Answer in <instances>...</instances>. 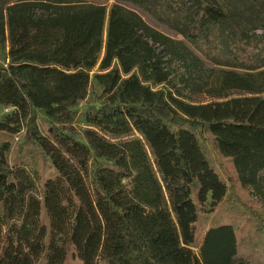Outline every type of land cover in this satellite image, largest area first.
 Instances as JSON below:
<instances>
[{"label": "trees", "instance_id": "obj_1", "mask_svg": "<svg viewBox=\"0 0 264 264\" xmlns=\"http://www.w3.org/2000/svg\"><path fill=\"white\" fill-rule=\"evenodd\" d=\"M250 1L258 17L245 21L219 0L0 3L10 56L0 102L14 107L0 120V264H255L264 252V94L191 102L192 91L178 88L183 99H171L182 115L132 73L144 63L167 83L176 62L194 75L210 58L263 77L264 33L254 28H264V0ZM107 15L94 75L106 97L86 108L94 155L28 131L20 143L15 122L29 106L68 118L62 103L82 102ZM132 131L140 136L113 140ZM29 145L41 148L35 174ZM210 192L214 215L204 210ZM230 216L243 225L221 221Z\"/></svg>", "mask_w": 264, "mask_h": 264}, {"label": "rangeland", "instance_id": "obj_2", "mask_svg": "<svg viewBox=\"0 0 264 264\" xmlns=\"http://www.w3.org/2000/svg\"><path fill=\"white\" fill-rule=\"evenodd\" d=\"M3 0H0V3ZM226 10L239 19L245 21L247 17L256 19L258 14L252 7L250 0H219ZM110 5V3H109ZM46 7H50L47 5ZM259 23V22H258ZM156 27L169 33L173 39H183L182 34H177L171 30H166L165 26L159 23H154ZM107 26H108V15L106 17V28L104 35V45L100 53L98 63L90 71V84L87 88L86 94L82 102L71 103L64 102L63 111H71V115L68 118H62L60 114L62 111L56 113V116H50L43 107L29 106L26 114L21 113V119L19 122H15L19 129V138L17 140L20 143L26 141L25 133L30 132L36 141H50L54 145L60 146L61 143L79 142L85 145L91 150V155H94V147L91 143V138L87 133V129L90 128L87 121L86 108L88 106L99 107L105 100L106 94L103 92V85L99 83L94 75L100 72V62L105 53V43L107 38ZM255 32L258 34L264 33V28L256 26ZM177 48H182L181 45H175ZM163 46H158L157 51L159 56L163 57L165 54L162 52ZM167 59V56H164ZM10 65L9 56V42L8 40L0 43V68H7ZM262 70V68L260 69ZM132 73L136 74L142 82L149 86L154 91H164L163 102L174 108L179 114H184L177 105L171 99V96L180 97L177 95L176 89H185V93L192 91L191 102H210L220 101L226 98L236 97L243 94H264V85L260 84V80L263 77L249 76L248 70L241 69L234 66L220 65L215 60L207 58L202 67L194 75L189 74V71L185 69L182 63H175L172 67V74L169 77L167 83H157L151 77V68L144 63L137 65ZM188 75H191L187 78ZM186 79V83H184ZM185 99V98H184ZM161 102V103H163ZM14 110L13 106L6 105L0 102V120H5L6 115ZM147 113V111H144ZM154 114L159 116L163 122H168V118L161 112L155 110ZM170 123V121H169ZM190 131L196 133L195 128H189ZM186 129H179L175 127L176 135L178 138H185ZM140 134L137 131H132L127 136H119L113 138L115 141H120L128 137H137ZM186 141H184L185 143ZM188 143V142H187ZM41 148L24 146V154H29L31 158L32 171L35 174L38 168V152ZM90 182V180L88 179ZM41 190V188H39ZM258 193L261 196L260 202L264 205V185L259 187ZM215 201L213 200L212 193H209L208 201L204 207V210L210 214L215 213ZM221 221H228L234 225L235 228L243 225V219L238 217H222ZM220 221V222H221ZM260 238L259 240H261ZM198 250V248H196ZM253 261L255 264H264V252L254 256Z\"/></svg>", "mask_w": 264, "mask_h": 264}]
</instances>
